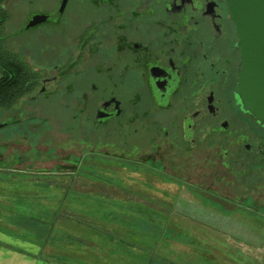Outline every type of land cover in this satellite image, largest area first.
Masks as SVG:
<instances>
[{
	"label": "flooded vegetation",
	"instance_id": "obj_1",
	"mask_svg": "<svg viewBox=\"0 0 264 264\" xmlns=\"http://www.w3.org/2000/svg\"><path fill=\"white\" fill-rule=\"evenodd\" d=\"M237 41L226 0H0V169L83 200L89 173L129 174L141 217L196 199L264 231V125L235 92Z\"/></svg>",
	"mask_w": 264,
	"mask_h": 264
},
{
	"label": "rangeland",
	"instance_id": "obj_2",
	"mask_svg": "<svg viewBox=\"0 0 264 264\" xmlns=\"http://www.w3.org/2000/svg\"><path fill=\"white\" fill-rule=\"evenodd\" d=\"M25 34L26 36L29 35V33ZM49 135L50 132H47L43 140ZM57 138L62 139L63 137L58 136ZM43 144L44 142L41 143V150L46 148V145L43 146ZM39 155L42 157L44 153L41 152ZM44 165H51V162ZM19 174L21 173L9 172V179L15 177L16 180L18 179L21 182L18 184H28L23 187H28L31 194L39 196L38 201L47 203L52 208L54 202L59 203L64 200L65 185L62 183L65 178L62 179L61 176H57V179H55L54 175L49 174L45 175L44 178L38 174H32L29 178L22 176V178ZM89 174L87 188H84V191L88 192V197L83 200L80 193L69 191L65 203L66 211L70 213V210H72L76 217H94L96 214L102 217H120L121 219H116L118 220L117 223L113 222L114 224L111 225L116 229H120L122 237L127 238L126 235L128 234L124 233L127 232L129 217H141L136 211V208L139 209L141 205L131 200L135 190L133 187L128 186L129 174ZM77 177L79 178V176ZM96 179H100L109 185L104 186ZM44 181H50L55 186V190L44 191L43 187L47 185ZM80 181V179L77 180L78 188H80V184L83 187L85 184ZM110 184L121 187L124 185L127 190L110 186ZM32 186H40L42 189L39 192H33L31 190ZM101 191L110 195V197L102 199L100 196ZM136 192L139 193V190ZM63 213H61L62 217H64ZM210 214L209 209L201 206L196 199H185L180 205L176 204L173 207L170 217L157 218L161 220L156 219V223L162 222L168 231L163 234L160 240L153 242L154 248L152 251L155 259L157 260L161 256L168 259V264H264V231H262L261 222L257 217H210ZM105 225L110 229L112 227L108 226L107 223ZM142 225L145 228L138 229H145L146 231L152 229L149 232L152 234V238H155L154 234L158 231L157 227ZM60 227L71 229L68 226ZM146 240L149 241L148 238ZM137 243L139 247L141 245L151 248L150 243H143L139 240H137Z\"/></svg>",
	"mask_w": 264,
	"mask_h": 264
},
{
	"label": "crops",
	"instance_id": "obj_3",
	"mask_svg": "<svg viewBox=\"0 0 264 264\" xmlns=\"http://www.w3.org/2000/svg\"><path fill=\"white\" fill-rule=\"evenodd\" d=\"M14 179L0 169V264H168L161 256L156 260L152 251L153 242L168 231L162 222L156 223L159 217H129L124 233L128 235L123 238L120 229L111 225L120 217H76L65 209L66 189L64 200L51 208L23 187L28 184ZM46 183L44 191L55 190L50 181ZM33 186V192L42 189ZM142 224L156 226L157 239L152 238V229L139 230ZM137 240L151 248L139 247Z\"/></svg>",
	"mask_w": 264,
	"mask_h": 264
},
{
	"label": "water",
	"instance_id": "obj_4",
	"mask_svg": "<svg viewBox=\"0 0 264 264\" xmlns=\"http://www.w3.org/2000/svg\"><path fill=\"white\" fill-rule=\"evenodd\" d=\"M226 1L242 59L235 92L242 108L264 125V0Z\"/></svg>",
	"mask_w": 264,
	"mask_h": 264
},
{
	"label": "trees",
	"instance_id": "obj_5",
	"mask_svg": "<svg viewBox=\"0 0 264 264\" xmlns=\"http://www.w3.org/2000/svg\"><path fill=\"white\" fill-rule=\"evenodd\" d=\"M24 69H25V70H27V68H26V67H25Z\"/></svg>",
	"mask_w": 264,
	"mask_h": 264
}]
</instances>
